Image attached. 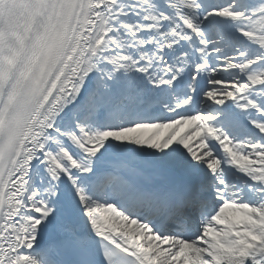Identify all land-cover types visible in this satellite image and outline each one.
I'll use <instances>...</instances> for the list:
<instances>
[{
	"label": "snow or ice",
	"instance_id": "6c2138e0",
	"mask_svg": "<svg viewBox=\"0 0 264 264\" xmlns=\"http://www.w3.org/2000/svg\"><path fill=\"white\" fill-rule=\"evenodd\" d=\"M0 264H264V0H0Z\"/></svg>",
	"mask_w": 264,
	"mask_h": 264
}]
</instances>
